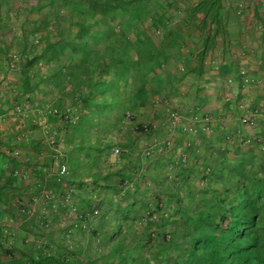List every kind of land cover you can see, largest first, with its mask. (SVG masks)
Here are the masks:
<instances>
[{
	"label": "crops",
	"instance_id": "crops-1",
	"mask_svg": "<svg viewBox=\"0 0 264 264\" xmlns=\"http://www.w3.org/2000/svg\"><path fill=\"white\" fill-rule=\"evenodd\" d=\"M141 9L135 23L144 36L132 28L123 39L133 83L120 89V110L129 115L133 107L134 116L109 128L103 152L86 154L64 182L55 173L68 147L37 102L45 76L14 106L16 92L0 90V264L59 252L69 264H90L98 245V255H106L109 237L145 234L140 225L174 208L187 216L190 194L235 192L234 171L242 167L264 179V0H147ZM163 104L182 117L172 130L159 114ZM109 109L104 119L114 122L117 106ZM142 125L151 126L149 136ZM191 125L206 130L194 136L184 130ZM150 146L160 151L147 158ZM92 171L101 175L97 182ZM157 225L152 235L168 228Z\"/></svg>",
	"mask_w": 264,
	"mask_h": 264
},
{
	"label": "trees",
	"instance_id": "trees-1",
	"mask_svg": "<svg viewBox=\"0 0 264 264\" xmlns=\"http://www.w3.org/2000/svg\"><path fill=\"white\" fill-rule=\"evenodd\" d=\"M50 1L52 20L59 19L54 27L51 26L52 20L47 19L48 13L44 20L26 17L16 34L8 26L5 30L0 27V63L11 65L9 55L12 53L21 60L18 73L23 80L17 94L13 96L12 106L18 103L19 93L38 90L39 83L31 86L28 82L30 78L45 76L46 79L41 82L46 92L40 94L36 101L45 110L42 114L47 121L58 124L57 131L68 147L67 162L63 163L71 171L70 167L73 165L85 162L83 159L86 154L94 157L103 152L102 138L109 128L115 129L127 117L121 111L124 110L123 97L127 89L126 83L129 81L132 84L133 81L126 77L128 71L123 56L128 54L130 47L123 39H128L132 28L136 38L144 36L136 31L135 20L142 10L141 5L147 0ZM58 6H63L65 10ZM35 7L30 6L29 10H35ZM7 15L9 12L2 8L0 1V23H4L2 18ZM4 31L7 35L10 34L8 39L1 36ZM102 44L103 48L100 47ZM116 46L119 47L117 51ZM35 47L40 48L38 53L37 49L34 51ZM54 61L56 64L52 65ZM67 87H70L69 91L66 90ZM121 88L125 90L120 91ZM66 100L68 103H65ZM137 100L133 101V105L137 104ZM144 105L141 108L147 107L150 102L146 101ZM114 106H117L120 115L114 111L119 116L115 117L114 122H107L104 119L105 113ZM129 110H132L128 112L132 118L134 108L129 107ZM161 110L159 114L169 124L166 110L177 111L168 104H163ZM145 126L148 132L143 127L138 129L149 136L151 126ZM91 139L95 141L89 143ZM106 147L107 152H110L111 147ZM155 154L157 155L155 152L145 156L150 158ZM238 170L234 171L239 183L235 192L226 189L215 197H209L208 191H200L199 195L190 194V201L184 208L188 209L187 216L181 208H174L167 214L165 212V216L156 222L147 221L140 225L144 226L145 234H126L127 237L119 239L116 236L109 237L106 241V255H98L100 247L97 244V255L88 263L264 264V179L250 175L243 171V167ZM89 177L97 182L101 175L92 171ZM64 180L66 178L60 179V182ZM95 210L98 211L97 208L93 209ZM127 224L125 220L118 222L116 226L119 230H126ZM154 224L168 228L163 234L156 232L152 235ZM129 229L132 230L131 224ZM147 230L150 231L148 235ZM54 254L57 256L30 257V264L70 263L63 257V253Z\"/></svg>",
	"mask_w": 264,
	"mask_h": 264
},
{
	"label": "rangeland",
	"instance_id": "rangeland-1",
	"mask_svg": "<svg viewBox=\"0 0 264 264\" xmlns=\"http://www.w3.org/2000/svg\"><path fill=\"white\" fill-rule=\"evenodd\" d=\"M2 2V8L4 10H7L9 12V15L2 18L4 20V23H0V27L5 30L8 26V29H10L14 34L18 33L19 27L21 23L24 22V19L26 17H29L31 19H38V20H44L45 16L48 13L47 19L52 20V1L50 0H0ZM35 5L36 9L30 11V6ZM59 9L65 10V8L62 6H58ZM56 23H59V19H54L51 21V26L54 27ZM10 37L6 34V31L1 34V36ZM34 51L37 49V53L40 48L35 47L33 48ZM9 59L11 62V65H5V63H0V90L2 91V94L5 92V94H13V92L18 91V87L21 86V80H23V77L19 75V69H20V59H18L16 54H10ZM53 64H56V62H52ZM52 64V65H53ZM50 65V66H52ZM52 73V72H51ZM40 77L38 78H30L29 84H35ZM36 99V98H35ZM38 99V96H37Z\"/></svg>",
	"mask_w": 264,
	"mask_h": 264
},
{
	"label": "built area",
	"instance_id": "built-area-1",
	"mask_svg": "<svg viewBox=\"0 0 264 264\" xmlns=\"http://www.w3.org/2000/svg\"><path fill=\"white\" fill-rule=\"evenodd\" d=\"M166 115L168 117V122H169V126H170V127H168L169 130H172L173 128H175L176 126L181 124L182 117H181V115L179 113L173 112V111H170V110H166ZM127 117H129V115H127ZM143 128H144L145 132H148L147 126L144 125ZM45 130L47 131L48 129L45 127ZM184 130L187 131L190 134H193L195 136V135L199 134L200 130L203 131V130H206V129H205V127L200 129V128H197V127L191 125V126H186L184 128ZM50 145H51V147L55 146L53 141L50 142ZM56 149L57 148L55 147L54 150H55V153H56V157L57 158H61L62 157L61 153L57 152ZM159 151H160V149L156 150L154 146H150L145 151V154L148 156V155H151L152 153H155V152L158 153ZM113 155H115V156L119 155V149L118 148H115L113 150ZM69 173H70V170H69V167L67 166V164L66 163H61V164L58 165V168L56 170L55 175L57 176L58 180H60V179H63V178H67ZM3 230H4L3 232H6L5 229H3Z\"/></svg>",
	"mask_w": 264,
	"mask_h": 264
}]
</instances>
